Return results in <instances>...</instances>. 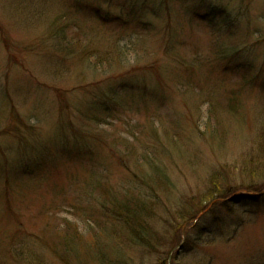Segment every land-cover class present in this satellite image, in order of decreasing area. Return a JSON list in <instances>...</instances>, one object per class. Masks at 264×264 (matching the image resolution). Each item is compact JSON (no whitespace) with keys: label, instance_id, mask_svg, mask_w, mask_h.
Returning a JSON list of instances; mask_svg holds the SVG:
<instances>
[{"label":"rangeland","instance_id":"rangeland-1","mask_svg":"<svg viewBox=\"0 0 264 264\" xmlns=\"http://www.w3.org/2000/svg\"><path fill=\"white\" fill-rule=\"evenodd\" d=\"M262 124L264 0H0V264H264V187L162 219ZM90 170L154 204L157 252L80 197Z\"/></svg>","mask_w":264,"mask_h":264},{"label":"trees","instance_id":"trees-1","mask_svg":"<svg viewBox=\"0 0 264 264\" xmlns=\"http://www.w3.org/2000/svg\"><path fill=\"white\" fill-rule=\"evenodd\" d=\"M134 6L136 10L137 6L138 8H144L143 4L139 5L137 2H135ZM134 12L135 9H133L131 14H134ZM102 14L103 13H100L99 17L102 18ZM104 15H106L103 16L104 18H112V21H116L117 18L120 17L118 14L112 15L105 13ZM222 17L225 18L226 15L223 14ZM225 26L226 29H217L216 33L224 35L226 32H229L230 23ZM233 50V48H230L227 51H223L221 57H230V55H232L231 51ZM228 51L230 52L229 55L227 54ZM123 98H121V96L113 97L111 103L100 104L98 111H103L102 113H106V115L111 114V108L117 105H122ZM254 138H256L255 141L249 146V149L247 148L248 150H243L242 153H240L241 156L235 157L228 163L218 164V168H214L206 176L202 190H198L194 194L184 198V200L179 201V203L176 202L172 204L174 207H171V209L170 207L165 208L170 220L164 215L162 219L167 221L170 229L176 230L185 222L194 218L201 210H203L208 202L215 200L217 197H224L233 193L235 189L240 188V186L236 187L237 185L251 186L247 187L248 192H251V190L256 188L264 187V124L259 127L257 135ZM149 165V172L146 177L141 178V180L142 182H145L146 185L149 184L150 191L156 195L153 179L156 178L159 180V178H161V182L164 183V175L161 170L157 168L155 162L150 161ZM97 175V171L90 170L86 177L85 184H92L93 182L98 181L95 180ZM110 191L111 190L109 189L105 191L99 180L96 188L91 186L88 188V191H81L80 197L85 196L95 202L98 211L102 216H110L116 221L118 220L126 230L128 238L132 242L148 250L157 252V246L163 241V235L160 234L157 228V222L154 221L153 216L150 217V213H153L152 210L154 204L152 203L151 207L150 205L147 206L146 202L137 196L138 191L133 188H127L119 194H113L111 193L112 191ZM202 236L203 239H209L211 237L209 236V231L206 230L203 231V234L199 233L196 236V240L200 241ZM65 238L66 237L63 236L61 241L63 246H68L69 240ZM163 243H165V241ZM179 256V253L176 252L174 257H172V261L174 260L176 263L186 261L183 256ZM167 258L168 257L164 258L163 264L168 263Z\"/></svg>","mask_w":264,"mask_h":264}]
</instances>
